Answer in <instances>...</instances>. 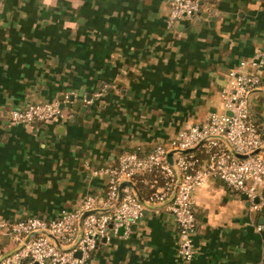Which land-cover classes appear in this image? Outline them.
<instances>
[{"label": "crops", "instance_id": "obj_1", "mask_svg": "<svg viewBox=\"0 0 264 264\" xmlns=\"http://www.w3.org/2000/svg\"><path fill=\"white\" fill-rule=\"evenodd\" d=\"M199 2L198 15L170 26V0H0V220H50L104 198L108 174L94 169L225 111L229 71L264 46V0ZM47 101L59 102L58 118H9ZM251 106L264 117V70ZM194 197L191 264H264V206L218 179ZM169 203L101 240L89 264H187ZM9 231L0 227L4 252L17 247Z\"/></svg>", "mask_w": 264, "mask_h": 264}, {"label": "built area", "instance_id": "obj_2", "mask_svg": "<svg viewBox=\"0 0 264 264\" xmlns=\"http://www.w3.org/2000/svg\"><path fill=\"white\" fill-rule=\"evenodd\" d=\"M200 10L199 0H170L168 24L192 18ZM263 70L264 46L229 71L228 86L222 94L225 111L211 114L202 124L187 126L169 143L157 144L147 154L124 152L114 166L94 169V175L108 174L104 198L87 195L77 207L50 220L39 216L11 224L0 220V227L9 228L17 245L10 252L0 249V264H89L103 238L108 239L122 227L128 232L147 208L168 200L179 229L177 253L191 264L193 234L198 226L194 190L198 186L218 179L243 194L251 208L264 206V155L252 154L263 147L264 134L250 112L251 96L261 85ZM61 113L57 101L34 102L11 110L9 118L32 126ZM234 151L248 157L239 158ZM170 152L173 163L168 160ZM123 182L135 184L143 200L130 185L122 188L119 200ZM138 182L145 185V197Z\"/></svg>", "mask_w": 264, "mask_h": 264}, {"label": "water", "instance_id": "obj_3", "mask_svg": "<svg viewBox=\"0 0 264 264\" xmlns=\"http://www.w3.org/2000/svg\"><path fill=\"white\" fill-rule=\"evenodd\" d=\"M250 112H251L252 115H256V116H258V117L264 122V117L261 116L260 114L256 113V112H254L252 106H250ZM262 149H263V147L260 148V149H257V150L254 151L252 154L261 153V152H262ZM194 150H195V148H193V149H189V150H187L186 152H191V151H194ZM234 153H235V155H236L237 157H239V158H246V157H248V156L245 155V154H239V153H237V152H235V151H234ZM168 160H169L170 163H173V152H170V153L168 154ZM126 185H130V186L134 187V188L138 191L137 186H136L135 184H133L132 182H123V183L121 184V190H120V192H119V198H118L119 200L122 198V195H123L122 188H123L124 186H126ZM138 193H139V191H138ZM139 197H140L141 200H143L142 197H141V195H140V193H139ZM118 232H119L120 234H124L125 229L122 227V228H120V229L118 230ZM102 240H103V241H106L107 238H103ZM58 245H59L61 248H63L59 243H58ZM76 255H77V256H81V253H80V252H76Z\"/></svg>", "mask_w": 264, "mask_h": 264}, {"label": "trees", "instance_id": "obj_4", "mask_svg": "<svg viewBox=\"0 0 264 264\" xmlns=\"http://www.w3.org/2000/svg\"><path fill=\"white\" fill-rule=\"evenodd\" d=\"M200 5H201V4H200ZM252 120H253L255 123H257L258 125H260V124H259V121H258L254 116H252ZM147 176L150 177V175H147ZM137 185H138V187H139V189H140V191H141L143 197H145V196H146L145 185H144L142 182H138Z\"/></svg>", "mask_w": 264, "mask_h": 264}]
</instances>
